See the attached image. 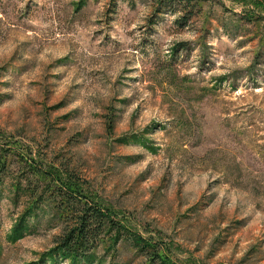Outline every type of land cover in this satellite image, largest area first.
Returning <instances> with one entry per match:
<instances>
[{
    "label": "rangeland",
    "instance_id": "1",
    "mask_svg": "<svg viewBox=\"0 0 264 264\" xmlns=\"http://www.w3.org/2000/svg\"><path fill=\"white\" fill-rule=\"evenodd\" d=\"M62 186L89 264H264V0H0V264H71Z\"/></svg>",
    "mask_w": 264,
    "mask_h": 264
},
{
    "label": "trees",
    "instance_id": "2",
    "mask_svg": "<svg viewBox=\"0 0 264 264\" xmlns=\"http://www.w3.org/2000/svg\"><path fill=\"white\" fill-rule=\"evenodd\" d=\"M162 2L178 3L185 7L193 5L195 0ZM78 193L76 188L62 186L58 189L54 209L58 212L64 230L56 239L55 248L49 253V257L57 260L67 257L71 259V264H89L107 233L108 212L97 202L86 199L83 193ZM41 207L43 206L40 205L39 208Z\"/></svg>",
    "mask_w": 264,
    "mask_h": 264
}]
</instances>
